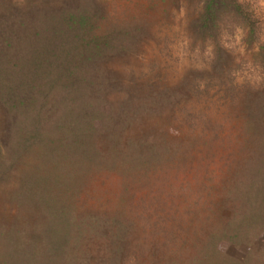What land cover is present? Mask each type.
<instances>
[{
    "label": "trees",
    "instance_id": "trees-1",
    "mask_svg": "<svg viewBox=\"0 0 264 264\" xmlns=\"http://www.w3.org/2000/svg\"><path fill=\"white\" fill-rule=\"evenodd\" d=\"M118 1L0 0V264H250L179 218L236 161L250 178L221 192L247 208L228 232L264 223L259 16L238 0ZM175 12L203 67L168 90L157 56ZM237 35L257 44L253 78L232 63Z\"/></svg>",
    "mask_w": 264,
    "mask_h": 264
},
{
    "label": "rangeland",
    "instance_id": "rangeland-1",
    "mask_svg": "<svg viewBox=\"0 0 264 264\" xmlns=\"http://www.w3.org/2000/svg\"><path fill=\"white\" fill-rule=\"evenodd\" d=\"M125 1L126 0H120L118 2L124 4ZM238 1L248 6L250 10L259 16L262 35L264 37V2H262V0ZM120 9L121 7L118 4L116 7L118 13L122 11ZM121 14L123 15V12ZM173 19L172 21L174 23L170 24V27L165 28V30L169 31V38L167 51L164 52L169 53V55L168 57L157 56V59L160 60V65H163V62L167 64L165 70L163 72L160 71V76L162 78L161 83L163 84V88L166 87L168 90L179 88L178 86L182 78L186 77L188 74L198 73L203 67V63H201L199 59L192 58L193 56L191 53H189L190 55L188 56V47L185 46L187 43L185 33L183 27L179 26V21L182 20L180 14L175 12ZM256 49L257 44H247L240 35L236 36L234 40V51L230 57L234 66L238 68L237 74L239 75V80L248 77L253 78V76L258 74L250 63ZM145 52L150 55V48L146 47ZM164 52H162V54ZM143 53L144 52L139 53L142 57L138 56V59L145 61L146 56L142 55ZM215 90V88H210L209 91V93L213 95V98L215 97ZM234 157L235 159L237 158L236 155ZM221 161L222 160H220V163ZM237 161L240 164V161ZM234 162L235 164L231 163L229 167L225 164L212 167V172L208 174V180L205 181L206 187L201 189L202 192L200 191L205 198L204 202L195 209L182 213L183 217L179 219L186 221L187 226L185 228L188 227V230L193 233L201 234L205 231L206 235L207 232L213 230L217 239L214 247L220 254L236 261H241L245 256L248 258L251 257L252 260L250 264H264V223L255 221L252 224L254 231L245 232L244 229L239 231L237 236L233 235V237H231V232H228V230L234 228L236 222L245 214V208H247V206L237 203L236 212L233 213L230 205L227 206V204H225V195H223L224 191L221 192V184L225 182L229 175V178H231L232 173H240L242 178H250L247 173L242 171V168L239 167L236 161ZM191 180L190 183L193 182V179ZM193 185H191V187ZM188 192H190V188ZM250 207L251 210H253L255 206L252 205ZM181 209L182 208H180V211ZM206 216H209V218L205 219ZM172 221L173 220L169 217L167 225ZM221 223L227 224V229L223 232L221 231ZM240 223H243V221Z\"/></svg>",
    "mask_w": 264,
    "mask_h": 264
},
{
    "label": "clouds",
    "instance_id": "clouds-1",
    "mask_svg": "<svg viewBox=\"0 0 264 264\" xmlns=\"http://www.w3.org/2000/svg\"><path fill=\"white\" fill-rule=\"evenodd\" d=\"M262 2H264V0H262Z\"/></svg>",
    "mask_w": 264,
    "mask_h": 264
}]
</instances>
